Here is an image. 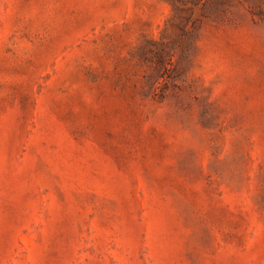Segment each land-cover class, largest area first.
I'll use <instances>...</instances> for the list:
<instances>
[{
  "label": "rangeland",
  "instance_id": "1",
  "mask_svg": "<svg viewBox=\"0 0 264 264\" xmlns=\"http://www.w3.org/2000/svg\"><path fill=\"white\" fill-rule=\"evenodd\" d=\"M0 264H264V0H0Z\"/></svg>",
  "mask_w": 264,
  "mask_h": 264
}]
</instances>
